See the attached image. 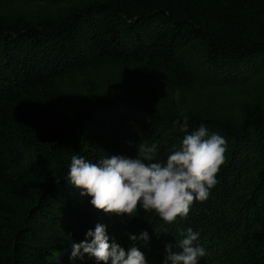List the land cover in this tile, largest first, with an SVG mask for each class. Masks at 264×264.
Here are the masks:
<instances>
[{
    "label": "trees",
    "instance_id": "1",
    "mask_svg": "<svg viewBox=\"0 0 264 264\" xmlns=\"http://www.w3.org/2000/svg\"><path fill=\"white\" fill-rule=\"evenodd\" d=\"M182 111L227 141L186 218L108 216L68 182L73 155L166 162ZM97 223L147 264L189 227L198 264H264V0H0V264H97L71 255Z\"/></svg>",
    "mask_w": 264,
    "mask_h": 264
},
{
    "label": "clouds",
    "instance_id": "2",
    "mask_svg": "<svg viewBox=\"0 0 264 264\" xmlns=\"http://www.w3.org/2000/svg\"><path fill=\"white\" fill-rule=\"evenodd\" d=\"M174 126L185 135L166 162L156 160V143L139 144L136 158L112 155L93 163L73 155L68 182L81 196L91 197V205L108 216L127 215L132 219L143 209L154 210L166 224L174 223L178 217L186 218L193 203L205 202L218 183L217 173L225 160L227 141L215 132L209 133L204 125L189 133V118L183 111ZM106 227L97 223L94 231L86 233L84 241L72 243V257L87 254L97 264H147L138 247L125 251L110 243ZM87 238H91L90 242ZM198 238V232L187 228L181 238H175V244L166 245L163 264H198L199 258L206 255L205 249L196 243ZM137 239L147 242L148 232L130 236L132 241Z\"/></svg>",
    "mask_w": 264,
    "mask_h": 264
}]
</instances>
